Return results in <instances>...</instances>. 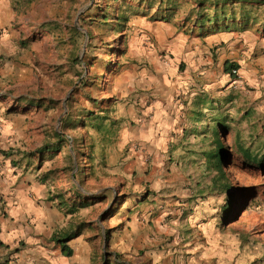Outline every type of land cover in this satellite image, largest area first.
I'll return each mask as SVG.
<instances>
[{"label":"crops","instance_id":"0c3cea01","mask_svg":"<svg viewBox=\"0 0 264 264\" xmlns=\"http://www.w3.org/2000/svg\"><path fill=\"white\" fill-rule=\"evenodd\" d=\"M261 1L241 3L260 9L256 16L207 14L209 21L185 25L176 16L130 19L119 32L121 69L100 75L103 92L95 95L91 86L86 100L69 102V121L87 113L80 126L70 121V152L44 150L64 133L57 44L56 68L48 69V41L23 42L19 30L29 19L18 15L16 0H0V146L9 153L0 156L7 188L0 213L9 242L33 239L32 233L38 242L51 239L64 264L183 262L200 229L187 179L192 163L181 159L205 152L195 146L205 136L202 113L223 112L225 105L237 115L254 102L264 109ZM234 66L238 75L230 74ZM56 240L68 241L70 257Z\"/></svg>","mask_w":264,"mask_h":264},{"label":"rangeland","instance_id":"374dc122","mask_svg":"<svg viewBox=\"0 0 264 264\" xmlns=\"http://www.w3.org/2000/svg\"><path fill=\"white\" fill-rule=\"evenodd\" d=\"M198 1L16 0V4L18 15L29 19L26 20L29 26L19 30L21 37L25 38L23 42L29 39L42 43L48 41L49 49L51 47L45 57L51 64H43L48 69L56 68L54 61L57 55L53 52V45L57 44L59 61H62L63 98L66 100L59 112L65 117L70 110L67 102L71 98L80 104L83 98L86 100L87 88L93 87L95 95L103 92L105 78L100 75L108 77L121 69L123 60L120 61V56L125 53L124 41L119 36L122 25L143 13L163 17L157 8L176 9L169 12L185 25L197 19L200 11ZM223 2L206 1V15L256 16L260 12L257 7L245 10L242 4L224 6ZM103 14L108 16V24L102 23ZM91 18L96 21H90ZM74 27L79 28L82 35H74ZM75 57L82 59L84 64L75 63ZM70 77H73L72 80ZM256 104L254 102L250 107L244 104L237 115L230 114V108L226 109L225 105L223 112L207 108L202 113L201 119L207 123L203 127L205 136L195 146L202 144L205 152L191 159H181L192 163L187 179L194 191L196 201L192 212L199 216L197 226L200 230L191 239L192 246L190 252H185L183 256L184 263L178 257L176 264H264V164L261 163L264 156V109ZM74 112L72 114H76ZM86 114L80 111L77 122L73 117L70 121L80 126ZM69 129L63 128L62 147L71 152L75 149L73 142L70 143L72 133ZM43 153L44 157L47 153ZM8 154V150L0 146V156L8 157ZM247 154L253 157L251 161L247 159ZM3 184L0 176V193L6 194L7 188ZM117 196V192L116 195L111 194L113 198ZM5 223L7 221L2 212L0 264H64L63 261H67L62 259L53 240L47 238L38 242L33 233V239L27 238L15 245L10 243L5 235ZM82 230L88 229H80L78 233Z\"/></svg>","mask_w":264,"mask_h":264},{"label":"trees","instance_id":"16d2710c","mask_svg":"<svg viewBox=\"0 0 264 264\" xmlns=\"http://www.w3.org/2000/svg\"><path fill=\"white\" fill-rule=\"evenodd\" d=\"M206 1H211V0H203V1H198V4H199V6H200V10H204V7H206V5H204L205 4V2ZM245 0H224V2H223V5L224 6H229V5H234V4H241V3H243ZM259 3H261V4H264V0L263 1H261V2H259ZM169 10H171L172 12H174L176 9H169ZM89 12L90 11H88L87 12V14H89ZM172 12H170V13H167L166 11H164V14H168V15H162L163 17H161V18H164V19H168V18H171L172 16H175L174 15V13H172ZM204 11H202V12H198L199 14H198V21H202L201 23H204V22H206V21H209V18H207V15L205 14V13H203ZM216 16L214 15L212 18L213 19H217V18H215ZM101 19L102 20H104L102 23L103 24H108V16L107 15H105V14H103L102 15V17H101ZM125 21H127V19H124ZM90 21H96V20H94V19H90ZM98 22H101V20H99ZM123 26V25H122ZM72 32L74 33V35H82V33L78 30V29H76V28H73L72 29ZM89 38L91 39L92 37L90 36V34H89ZM74 62L75 63H77V64H79V65H83L84 64V61L82 60V59H80L79 57H75L74 58ZM236 68H235V66L234 67H230L229 68V71H230V74L232 75V72H233V70H235ZM79 76H81V75H79ZM83 84H84V82H82ZM72 100V98L68 101V104H69V102ZM69 118H70V112L68 111V114L63 118V121H62V123H63V126H62V131H63V128L65 127V128H71V122L69 121ZM78 125V124H77ZM73 126H75L74 124H73ZM64 132V131H63ZM63 142H64V133L61 135V139H60V141L55 145V147H53V146H47V147H45V149L44 150H50V149H59L62 145H63ZM246 157H247V159L248 160H250L251 161V159L253 158L250 154H247L246 155ZM261 163H263L264 164V156H263V158H262V161H261ZM85 206H87L86 204H83V205H81L80 207H82V208H84ZM230 206V203L229 204H227V206L225 207V210L228 208ZM55 242H57L58 244H61L62 246H63V251L64 252H66V256L67 257H70L71 255H72V250L71 249H69L68 248V246L66 245V243L68 242V241H60V240H56Z\"/></svg>","mask_w":264,"mask_h":264},{"label":"built area","instance_id":"2783aa9c","mask_svg":"<svg viewBox=\"0 0 264 264\" xmlns=\"http://www.w3.org/2000/svg\"><path fill=\"white\" fill-rule=\"evenodd\" d=\"M233 75H238V71L237 70H234L233 71Z\"/></svg>","mask_w":264,"mask_h":264}]
</instances>
